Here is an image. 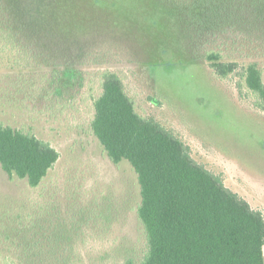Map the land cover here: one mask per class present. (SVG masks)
<instances>
[{"label":"rangeland","instance_id":"obj_1","mask_svg":"<svg viewBox=\"0 0 264 264\" xmlns=\"http://www.w3.org/2000/svg\"><path fill=\"white\" fill-rule=\"evenodd\" d=\"M209 52L235 72L214 75ZM250 63L264 84V0H0V122L59 153L36 189L0 169V264L142 260L136 174L89 128L106 71L264 216V112L240 77Z\"/></svg>","mask_w":264,"mask_h":264},{"label":"trees","instance_id":"obj_2","mask_svg":"<svg viewBox=\"0 0 264 264\" xmlns=\"http://www.w3.org/2000/svg\"><path fill=\"white\" fill-rule=\"evenodd\" d=\"M205 60L221 79L237 68L223 62L219 52L207 53ZM240 77L264 112L258 66L246 65ZM100 90L92 99L89 128L113 165L126 161L136 174V215L146 243L139 264H264L263 214L196 163L176 134L139 115L115 73L101 74ZM58 158L54 148L32 133L0 122V169L9 180H25L36 189ZM54 257L50 264L76 263L61 253ZM9 262L29 264L22 254Z\"/></svg>","mask_w":264,"mask_h":264}]
</instances>
